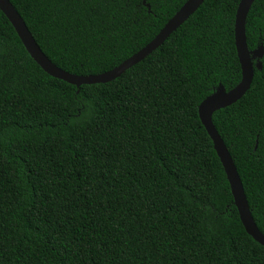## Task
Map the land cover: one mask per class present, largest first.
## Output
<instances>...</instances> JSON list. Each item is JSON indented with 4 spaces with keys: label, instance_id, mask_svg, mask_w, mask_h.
<instances>
[{
    "label": "trees",
    "instance_id": "trees-1",
    "mask_svg": "<svg viewBox=\"0 0 264 264\" xmlns=\"http://www.w3.org/2000/svg\"><path fill=\"white\" fill-rule=\"evenodd\" d=\"M57 66L106 72L187 0H10ZM240 0H204L106 83L48 74L0 9V264H264L199 115L242 78ZM264 46V0L246 19ZM250 88L213 113L264 234V54Z\"/></svg>",
    "mask_w": 264,
    "mask_h": 264
},
{
    "label": "water",
    "instance_id": "water-1",
    "mask_svg": "<svg viewBox=\"0 0 264 264\" xmlns=\"http://www.w3.org/2000/svg\"><path fill=\"white\" fill-rule=\"evenodd\" d=\"M204 0H187L180 9L168 20L159 33L142 49L124 60L118 66L99 74L76 75L65 71L53 63L41 50L24 19L16 10L10 0H0V9L10 20L24 46L35 61L51 76L67 81L78 87L82 84L106 83L118 78L124 71L141 61L153 50L158 48L169 35L174 32L190 15H192ZM255 0H240L235 20V41L242 69L241 81L230 90L219 84L216 90L208 95L199 105V115L203 125L213 140L216 152L225 169L230 188L234 197V203L238 209L240 219L246 231L259 243L264 245V234L258 228L252 215L250 205L243 187L240 174L234 159L216 126L213 123V113L240 99L250 88L254 77L255 66L261 69L260 59L264 54L262 43L250 50L246 39V19L248 12ZM253 59H257L254 66Z\"/></svg>",
    "mask_w": 264,
    "mask_h": 264
}]
</instances>
